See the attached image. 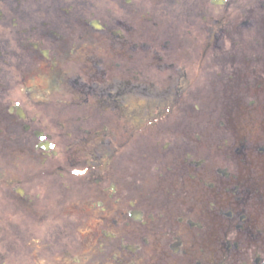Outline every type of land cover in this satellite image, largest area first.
Segmentation results:
<instances>
[{
	"label": "flooded vegetation",
	"instance_id": "obj_1",
	"mask_svg": "<svg viewBox=\"0 0 264 264\" xmlns=\"http://www.w3.org/2000/svg\"><path fill=\"white\" fill-rule=\"evenodd\" d=\"M73 1L75 7L84 9V0ZM215 1L152 0L148 11L144 0H108L105 7L86 13L89 18L76 16L79 25L72 24L76 28L69 32L90 34L95 38L88 39L95 43L105 37L112 44L130 39L131 48L150 46L148 53L160 61L158 71L167 66L178 76H189L186 85L169 95L162 117L150 120L141 130H128L126 145L153 130L146 147L153 146V153L141 154L139 165L134 152L129 154L125 176L123 170L113 167L103 169V175L91 170H84L85 175L73 174L67 157L63 164L46 165L58 152L53 154L54 149L39 145L43 141L56 145L51 109L58 95L67 100L66 117L77 114L91 96L106 95L112 102L110 111L119 120L117 107L123 97L140 95L135 94L134 72L132 79L118 80L122 74L117 72L118 61L113 64L117 71L107 73L110 69L105 68L101 75L100 69L95 71L98 61L74 68L75 78L84 72L83 77L110 84L111 89L127 86L114 95L110 89H99L96 82L76 88L75 81L63 92L48 95L44 102H28L23 89L12 87L14 99L4 113L10 114L15 103L18 106L9 120L0 103V162L7 160L8 123L31 142L27 152H22V135L16 145L19 156L12 158L18 164L15 185L0 170V215L7 209L8 196L16 197L27 219L26 230H19L18 237L26 245L44 248L48 255L39 260L33 257L34 248H19L11 254L0 243V264H28L29 258L34 259L31 264H264V0H226L221 13L214 11ZM68 2L71 0H0V29L8 27V20L15 21L9 35L18 46L10 54L19 70L6 78L1 67L0 78L9 83L21 76L28 55L36 59L35 65L43 63L50 72L59 59L70 60L73 50L67 59L57 52L60 43H68L67 35L61 33L68 27L59 25L61 15L71 12L73 5ZM131 4L138 8L132 9ZM152 29L157 35L153 45L144 40ZM3 41L1 46L8 42ZM191 51L193 56H189ZM0 53L8 54L5 47ZM123 54L132 58L136 51ZM236 54L243 60H235ZM111 58L125 60L115 52ZM0 62L10 64L8 59ZM133 68L129 63L128 70ZM107 130L108 126L102 127V132ZM109 142L123 145L114 138ZM89 177L93 194L87 185ZM41 181L47 182V192L30 193L41 197L44 206L27 192V188L39 189ZM76 182L80 190L74 187ZM10 185L14 186L7 196ZM73 198L79 202L73 203Z\"/></svg>",
	"mask_w": 264,
	"mask_h": 264
},
{
	"label": "rangeland",
	"instance_id": "obj_2",
	"mask_svg": "<svg viewBox=\"0 0 264 264\" xmlns=\"http://www.w3.org/2000/svg\"><path fill=\"white\" fill-rule=\"evenodd\" d=\"M144 1H145L146 9L149 11L151 8L152 0H144ZM79 2H81V0ZM84 2H85L84 9L81 10L79 9V7L78 8L75 7L74 1L71 0V2H68L73 5L71 12L68 14L61 15V20L63 23L60 22L59 25L68 27V29L60 28L61 33L67 35L68 43H66L65 41V45L64 44L60 45L61 43L59 44L60 48H58L57 50L58 55L63 56L64 58L67 59L69 56L70 50H73L75 54L70 56L69 61L63 60V59H59L57 61L58 65L54 71V73L56 72V75H59V71L66 73L65 67L67 69L75 68L77 66L81 68L84 65L87 66L89 62L95 61L93 59H97L100 57L101 59H103L104 57V59L102 60L104 63L103 67L109 68L110 70H108L107 73H111V72L117 71L115 67H113V64L118 61L120 62L121 66L119 67V70L117 72L122 73L120 74V77L118 78V80L124 81L128 79H132V75L134 72V75L136 76L134 77V82L136 81V84H140L142 82L146 84L148 93H150L153 96L152 99H150V102L148 101L150 108L155 106L157 103L161 101L159 105L156 107V109H160L163 103L168 101L167 99L169 98V95L171 93L173 94V92L176 89L186 85V80L189 78V76L184 77L181 74L180 76H178L175 69L170 70L167 68V66L163 70H161L160 68H159V71L157 70L156 63L160 64V61L159 62L156 61L157 55L152 56L151 53H148L150 46H147L141 49H139V47L131 48V44H127V43H130L131 41L130 39H126L124 41L122 39H119V41H116V43L112 44L111 39H105V37H103L104 35H100V34H95V35L98 37H103L104 38L103 42L98 41L95 43V42H91L88 39V38H95L94 36H90V34H88L87 36H84V35H81L80 33L69 32L79 25V18H76V16L78 17L80 16V14H82L84 15V17L89 18L88 15H86V13H94L95 12L94 7H97V6L98 8L105 7L108 0H84ZM130 7L132 9L138 8V5L133 6L131 4ZM156 7L158 8V6ZM221 9H224V8L215 7L214 11H216V13L218 12L221 13L222 11ZM95 15H97V11ZM201 15H203V13L197 15V17ZM141 18H142V21L144 22V18L142 16ZM160 18L163 20L164 19L163 15H161ZM12 23H15V21L8 20L7 21L8 27H6L5 29H0V42H4L3 41L4 39L8 40V42L5 41L4 46H1L0 44V52H1L2 47H5L6 51L8 52V54L0 53V60L8 59L10 63L7 66L0 65V68L1 67L4 68L3 73L6 78L9 75H12L17 70V68L15 67L17 60L14 58L15 57L14 55L10 54V52H13L15 54V50L18 46V42L14 44L16 40L11 39L9 35L10 33L9 28ZM72 24H75L76 27H74ZM2 31H4L5 34H1ZM136 31L137 30H135V32ZM142 34H143V38H145V32ZM64 40H66V38H64L62 41ZM144 40L150 43L151 45H153V42L157 40V35L156 33H154V29H152L149 32L148 37ZM171 42L172 41H170L169 43ZM6 44L8 45V48L6 47ZM133 49L134 51H136V54H135L136 57L134 55L132 58H128L129 56H127L126 54L125 55L123 54L128 51H132ZM165 51L166 50L163 49L164 55H165ZM112 52L125 56L124 58L125 60H112L111 58ZM187 52L188 51L186 50V53ZM160 55L161 54H158V56ZM193 55L194 53L193 51H191L189 56H193ZM174 58H173V63H174V66L176 67V63H175L176 59ZM177 60H180V59H177ZM189 60H194V59H189ZM235 60H243V56L240 54H236ZM166 61L168 62L169 59L166 58ZM35 62H36V59L33 58L32 55L25 56L24 64L25 65L28 64L29 66L34 67L32 72H30L27 76L24 75V77H21V76H18L17 78L13 77L9 83L6 78H0V96H1V93L3 94V100L0 99V103L4 104V107L2 108L3 113L5 112L6 107L14 99L11 95L12 87L21 88L20 83L22 80L24 81L23 83L24 87H27V82L30 81L29 88H37L38 94L40 95V99H41L40 102H42L43 98L45 97L47 99L48 95L52 94L51 91H55V88H57V91H58L60 89H64L65 87H68L67 77L62 76L58 79H55V81L52 82L53 81L52 72H50L47 69V66L43 63H36L35 65ZM150 62H152V64ZM73 63H77L78 65H71ZM129 63L135 66L133 70H128ZM161 63H165V60H162ZM100 65L102 66V62ZM152 69L153 71H151ZM47 70L50 73H48ZM21 73L23 74V72ZM74 73L75 71L73 72V74ZM88 80H93V79L88 78ZM178 81H181L180 85L177 84ZM89 82L90 81H88V83ZM33 83L36 86H32ZM126 87L127 86L122 85L123 89H121L120 91L127 90ZM200 88L202 90L203 86L200 85ZM38 94H36V96ZM42 95H45V96H42ZM58 97L59 99H62L59 95ZM57 103L60 105L64 104V102H62L61 100H58ZM54 109L55 108L51 109V112L54 116V117L53 116L51 117L52 118L51 121L54 122V126H55L53 129V134L56 137L55 140H57L55 150H57L58 152V157L56 159H50L48 162H46V165H55L58 163L63 164L65 161L64 157H67L71 164L72 173L76 171L77 173L79 172L80 174V173H83L82 170L84 169H87L88 171L90 169H93L95 173L101 172L103 175L102 170L105 169L104 167L110 165L111 167H113V169L119 168L120 170H123V176H125L128 174L127 156L129 154L134 152L136 165H139L140 164L139 160L142 159L141 154H145L146 152H151V153L153 152L152 147L148 150L146 149L149 143L148 141L149 136L152 135V133H154L153 130L149 131L147 134H142L143 136L142 139H135L130 145H126V142L130 141L129 137H126L128 134V130L130 131L132 128H136V126H138L137 118H133V121H130L131 124L125 125V127L121 131V135H123V137L117 138L116 135L118 134V132L116 131V127H117L116 124H113L115 127V131H112L111 129H109V131L107 132V135L103 136L102 127L105 125L99 124L97 119H95L94 121L92 120V118H88V119L83 118L85 115L82 114L83 112L82 110H80L77 114H74L71 117H66L62 119V118H59V115H60L59 113L53 112ZM67 111L68 110L65 108L62 111V114H66ZM5 113L4 115L9 120L12 115L10 114L6 115ZM147 118L148 116L146 115V113L143 115H140V119L142 121H144ZM43 124H47V123H43ZM21 135L24 137V140L21 139ZM108 137L114 138L118 140L119 142L123 143V145L117 146L118 150H116L117 152H123V153L118 154L117 152H115L114 153L115 155L113 154V155L108 156V151H112L114 148V146H107V143L109 141ZM19 139L25 142L22 148V152H27V144L30 138L24 133H22V131L20 130L15 131L8 123L7 125V147H8L7 160L0 162V170L3 172L4 177H6L5 174L7 175V177L9 176V182L13 180L12 184L14 185L16 184V180H17L16 177H18V175L16 174L17 172L16 170L18 169V164L12 158L14 155L15 157L16 156L18 157L19 155L12 152V150L9 147L12 146L15 148ZM102 143H106V145ZM42 168L39 167V169H42ZM78 178H81V177H78ZM107 180H109V178ZM41 182L43 184L38 183L39 189L31 188V191H30V189L27 188V192L31 199L35 198L41 206H44L42 203L41 197H34L30 193V192H35V191L46 193L47 190L44 187V185L47 182H43V181ZM1 183H2V180L0 181V184ZM14 185H10L9 187H7L6 189L7 191L5 195L8 196L10 194L9 193L10 189ZM87 185L89 187L90 194H93L94 187L92 185L91 177L88 178ZM74 187L77 190L81 189V186L79 185H75ZM77 200H78L77 198H73L72 202L73 203L79 202ZM6 207L7 209L3 210L2 214L0 215V219H3L2 221H0V243L3 244L5 249H7V251H9L11 254L17 253L19 248L23 249L24 251H27L29 248H34L33 257L39 260L43 259L46 255H48V252L43 251L44 248L38 249L37 246H30V244L26 245L24 244L22 237L20 238L18 237L19 230L21 231L26 230L25 223L27 220L26 217L23 215L22 208H20L21 202L17 201L16 197L9 195L7 198ZM40 211H42V207H40ZM46 217H49V213L47 214ZM89 223L93 224L92 221H89ZM16 224H18L20 228H18ZM27 237H30V236L28 235ZM29 259H31L33 263L34 259L33 258H29ZM31 260L28 261V264H31Z\"/></svg>",
	"mask_w": 264,
	"mask_h": 264
}]
</instances>
